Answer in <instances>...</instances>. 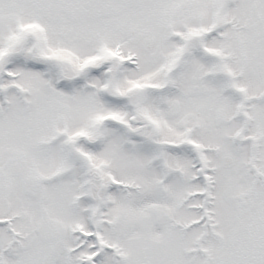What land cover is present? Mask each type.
I'll use <instances>...</instances> for the list:
<instances>
[{
	"label": "snow or ice",
	"instance_id": "1",
	"mask_svg": "<svg viewBox=\"0 0 264 264\" xmlns=\"http://www.w3.org/2000/svg\"><path fill=\"white\" fill-rule=\"evenodd\" d=\"M0 264H264V0H0Z\"/></svg>",
	"mask_w": 264,
	"mask_h": 264
}]
</instances>
